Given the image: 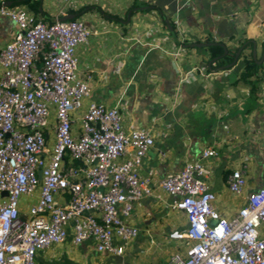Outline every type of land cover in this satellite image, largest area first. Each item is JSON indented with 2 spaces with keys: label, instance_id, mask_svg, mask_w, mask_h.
Wrapping results in <instances>:
<instances>
[{
  "label": "built area",
  "instance_id": "1",
  "mask_svg": "<svg viewBox=\"0 0 264 264\" xmlns=\"http://www.w3.org/2000/svg\"><path fill=\"white\" fill-rule=\"evenodd\" d=\"M0 14L19 28L0 51V264H37L39 250L70 233L75 245L92 240L96 250L122 256L120 242L140 232L128 221L134 204L156 188L173 197L169 206L186 220L169 234L179 246L166 264H264V182L230 217L214 205L211 170L201 160L153 183L139 168L154 137L125 130L117 106L90 103L73 130L72 114L92 81V70L78 71L76 47L92 30L76 18L46 22L22 7L0 6ZM216 154L208 147L201 158ZM226 184L242 195L243 170L230 172ZM38 189L23 217L21 196Z\"/></svg>",
  "mask_w": 264,
  "mask_h": 264
},
{
  "label": "crops",
  "instance_id": "2",
  "mask_svg": "<svg viewBox=\"0 0 264 264\" xmlns=\"http://www.w3.org/2000/svg\"><path fill=\"white\" fill-rule=\"evenodd\" d=\"M0 6L25 8L46 22L73 15L92 30L76 47L78 71L92 70V81L82 108L72 114L74 132L90 103L117 106L125 130L145 129L154 137L141 175L157 183L201 160L211 170L214 205L228 217L264 182V0H0ZM18 31L14 20L0 14V51ZM213 43L234 60L213 58ZM245 58L261 60L255 87L239 79ZM53 143L52 134L50 148ZM208 147L217 154L201 158ZM235 169L247 180L242 195L226 184ZM172 200L156 188L154 196L134 204L128 221L140 232L120 242L122 256L96 250L92 240L75 245L70 233L64 242L39 250L36 263L79 264L73 257L83 256L90 264H166L179 246L169 234L186 227L179 226L176 213L182 212L169 206ZM66 244L80 247L78 257L66 256ZM165 247L172 248L166 255Z\"/></svg>",
  "mask_w": 264,
  "mask_h": 264
},
{
  "label": "trees",
  "instance_id": "3",
  "mask_svg": "<svg viewBox=\"0 0 264 264\" xmlns=\"http://www.w3.org/2000/svg\"><path fill=\"white\" fill-rule=\"evenodd\" d=\"M209 48L212 52L213 58H217V59H222L224 57H228L229 62H232L234 60V54L233 53H225V48L222 44H211L209 45ZM261 60H257V59H250L248 60L247 58L243 59L242 61H240V65H241V76L239 79L251 84V86L257 85L256 82V77H258L257 75V71L259 69V67L261 66L260 64ZM19 210H20V214L22 213V209H21V203L19 205ZM22 215V214H21Z\"/></svg>",
  "mask_w": 264,
  "mask_h": 264
},
{
  "label": "rangeland",
  "instance_id": "4",
  "mask_svg": "<svg viewBox=\"0 0 264 264\" xmlns=\"http://www.w3.org/2000/svg\"><path fill=\"white\" fill-rule=\"evenodd\" d=\"M52 145V143H50V146ZM49 146V147H50ZM38 194V191H36L35 192V194L34 195H32V196H29V195H22L21 196V199H20V203H21V205H22V207H24V209L25 210H27V211H29V208H30V205L32 204V203H35L36 202V195ZM28 215V213L27 214H22V216L23 217H25V216H27ZM176 219H177V221L179 222L178 224H179V226H184V224H186V220H185V217H184V215L183 214H181V213H176ZM79 248L80 247H76V246H74V245H72V244H66L65 245V252H66V256H69V258H72L73 257V255H71L70 253H72V254H76V256L78 257V255H77V251L79 250ZM170 249H172V248H167V247H165V248H162V253L164 254V255H166L168 252H169V250ZM85 251H87V248L85 249ZM89 251V253L91 254V256H93V259H92V261H94L95 259H97V256H99V254H94L93 253V251H91L90 252V250H88ZM88 251H87V253H88ZM154 254V252L152 251V252H150V256H152ZM82 260H78L77 261V258L76 257H73V259H74V261L75 262H79V264H90V263H88L87 262V259L85 258H83V256L82 257H80ZM74 262V263H75Z\"/></svg>",
  "mask_w": 264,
  "mask_h": 264
},
{
  "label": "water",
  "instance_id": "5",
  "mask_svg": "<svg viewBox=\"0 0 264 264\" xmlns=\"http://www.w3.org/2000/svg\"><path fill=\"white\" fill-rule=\"evenodd\" d=\"M65 19H74V16L70 15L67 18H62V20H65ZM193 45H204V44L203 43H194ZM39 178H41L40 173H39Z\"/></svg>",
  "mask_w": 264,
  "mask_h": 264
}]
</instances>
